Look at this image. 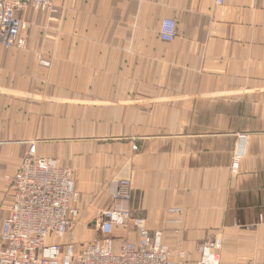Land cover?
I'll return each instance as SVG.
<instances>
[{"label":"crops","instance_id":"crops-1","mask_svg":"<svg viewBox=\"0 0 264 264\" xmlns=\"http://www.w3.org/2000/svg\"><path fill=\"white\" fill-rule=\"evenodd\" d=\"M55 4L21 13L23 48L0 47V231L34 144L72 172L75 250L127 180L132 218L170 251L195 261L219 239V264H264V0ZM114 237L138 240L131 222Z\"/></svg>","mask_w":264,"mask_h":264},{"label":"built area","instance_id":"built-area-1","mask_svg":"<svg viewBox=\"0 0 264 264\" xmlns=\"http://www.w3.org/2000/svg\"><path fill=\"white\" fill-rule=\"evenodd\" d=\"M56 0H0V47L21 49L28 24L20 17L31 6L35 11L54 13ZM223 0H217L222 4ZM177 36L176 23L161 22L158 37L171 42ZM238 156L239 153H238ZM236 159V158H235ZM237 168V161L233 164ZM131 183H117L112 194L113 207L103 211L93 224L92 241L75 250L64 243L78 211L72 172L52 158L36 155L31 144L11 178L7 193L10 214L2 221L0 264H219L221 241H203L195 261H188L184 251L173 254L162 243L161 234H152L144 219H133L128 203ZM180 212L171 209L169 214ZM131 222L138 235L136 242L124 241L114 250V230ZM170 223H177L172 219Z\"/></svg>","mask_w":264,"mask_h":264},{"label":"rangeland","instance_id":"rangeland-1","mask_svg":"<svg viewBox=\"0 0 264 264\" xmlns=\"http://www.w3.org/2000/svg\"><path fill=\"white\" fill-rule=\"evenodd\" d=\"M171 210V209H170ZM180 214V212H178V213H174L173 215H179ZM92 232H93V236L95 235V232H94V230H92ZM179 233H178V235L180 234V230L178 231ZM113 238L115 239V237H114V235H113ZM168 248V247H167ZM170 251V250H169ZM172 252V251H171ZM177 252V251H176ZM173 254H175V252H172Z\"/></svg>","mask_w":264,"mask_h":264},{"label":"bare ground","instance_id":"bare-ground-1","mask_svg":"<svg viewBox=\"0 0 264 264\" xmlns=\"http://www.w3.org/2000/svg\"><path fill=\"white\" fill-rule=\"evenodd\" d=\"M56 13V12H55Z\"/></svg>","mask_w":264,"mask_h":264}]
</instances>
